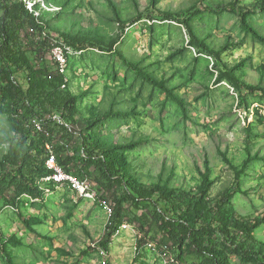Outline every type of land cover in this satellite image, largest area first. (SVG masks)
<instances>
[{
  "label": "rangeland",
  "instance_id": "1",
  "mask_svg": "<svg viewBox=\"0 0 264 264\" xmlns=\"http://www.w3.org/2000/svg\"><path fill=\"white\" fill-rule=\"evenodd\" d=\"M30 1L22 3L28 7ZM44 1L51 10H36L38 19L59 43L65 34L112 46L70 55L64 89L77 98L76 121L92 125L86 135L112 151L126 181L197 193L207 175L211 200L239 189L233 210L264 216V97L227 81L230 75L264 90V12L222 9L237 4L253 10L264 0ZM153 2L162 12L186 16L198 47L183 24L143 16ZM122 23L126 29L120 36ZM50 51L47 59L56 66ZM145 76L164 84L184 106ZM19 80L26 86L22 76ZM8 82L1 78L3 91ZM56 118L34 117L43 129L33 124V131L49 139L45 127ZM14 137L10 117L0 109V173ZM54 137L46 145H64L74 155L77 137ZM85 180L95 193L92 180ZM37 187L41 196L23 195L17 209L0 203V264H183L159 237L151 234L140 242L141 232L126 218L111 226L113 210L97 197L84 201L67 186L43 179ZM152 212L145 205L132 210L138 217ZM122 224L129 228L121 229ZM109 228L114 234L106 252L98 243ZM254 235L264 243V224ZM229 260L256 264L234 255Z\"/></svg>",
  "mask_w": 264,
  "mask_h": 264
},
{
  "label": "trees",
  "instance_id": "2",
  "mask_svg": "<svg viewBox=\"0 0 264 264\" xmlns=\"http://www.w3.org/2000/svg\"><path fill=\"white\" fill-rule=\"evenodd\" d=\"M154 2L143 16L172 19L183 24L192 45L198 47L199 42L187 17L162 12ZM0 8V82L3 76L9 80L4 91L0 85V109L9 115L15 132L2 163L0 203L17 209V201L23 195L40 197L42 192L37 182L51 174L46 166L48 144L45 141H54L57 134L65 141H69L70 136L77 137L79 145L73 156L64 145L59 148L51 145L67 174L80 180H92L97 199L109 204L113 210L111 226L120 224L126 218L141 232L140 242L151 234L154 238L159 237L165 246L176 250L183 264L189 261L193 264H231L229 258L232 255L245 262L264 264V243L254 235L264 224V216L244 217L233 210V194L239 189H232L211 200L209 194L213 183L207 175H203L204 184L197 193L160 187L145 189L126 181L112 151H105L91 136L86 135L85 130L90 131L92 125L87 121H76L77 98L63 89L67 85L66 77L59 72L56 64L54 66L47 59L54 39L49 27L36 20L21 0H0ZM222 9L250 15L256 9L264 12V2L253 10L237 4ZM125 29L126 23H122L120 36ZM61 36L65 43L78 51L89 47L112 50V46L100 45L93 40L76 41L65 34ZM2 72L5 75L2 76ZM20 76L26 86L20 82ZM145 79L162 89L169 100L184 106L164 84L149 76H145ZM227 81L238 90L253 95L260 92L264 97L263 89L248 86L233 76L229 75ZM5 93L7 97H4ZM34 117L41 121L57 117L58 120L45 127L49 139L33 131ZM142 205L151 207L153 212L140 217L134 215L132 210ZM113 234L111 228L107 229L98 243L106 252Z\"/></svg>",
  "mask_w": 264,
  "mask_h": 264
},
{
  "label": "built area",
  "instance_id": "3",
  "mask_svg": "<svg viewBox=\"0 0 264 264\" xmlns=\"http://www.w3.org/2000/svg\"><path fill=\"white\" fill-rule=\"evenodd\" d=\"M30 1V0H29ZM22 2V0H21ZM33 3V5L31 4ZM50 4H47L44 0H32L28 2V7L26 9L34 14L36 20H39L38 18V11L42 9L51 10L49 7ZM41 6V7H40ZM55 9V7H52ZM58 8V7H56ZM38 10V11H36ZM53 11V10H52ZM53 55V59L58 66V70L62 75H66V69L68 66V58L70 55H81L83 51H78L74 49L73 47L69 46L65 42H58L56 39H53L52 42V48L51 51ZM67 82V80H66ZM65 88V85L63 86V89ZM34 126L38 131H42L43 127L40 123H37V121H34ZM47 153H48V159L46 162V166L51 172V174L44 178L43 180L48 183H54L57 186H67L72 192L77 194L79 199L84 201H94V199L97 197L96 192H92L90 189V185L88 180H80L76 178L74 175L67 174V172L64 170V168L59 164L58 158L54 152V147L50 144L46 146ZM105 204V203H104ZM111 213V212H110ZM111 225V223H110ZM129 228V225L122 224L121 229H127ZM142 239V237H141ZM149 246H151L150 243H148ZM136 249V248H135ZM105 264V263H103Z\"/></svg>",
  "mask_w": 264,
  "mask_h": 264
}]
</instances>
